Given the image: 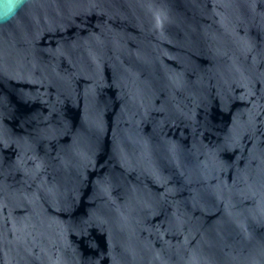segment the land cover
I'll list each match as a JSON object with an SVG mask.
<instances>
[{
  "label": "water",
  "instance_id": "1",
  "mask_svg": "<svg viewBox=\"0 0 264 264\" xmlns=\"http://www.w3.org/2000/svg\"><path fill=\"white\" fill-rule=\"evenodd\" d=\"M0 264H264V0H0Z\"/></svg>",
  "mask_w": 264,
  "mask_h": 264
},
{
  "label": "clouds",
  "instance_id": "2",
  "mask_svg": "<svg viewBox=\"0 0 264 264\" xmlns=\"http://www.w3.org/2000/svg\"><path fill=\"white\" fill-rule=\"evenodd\" d=\"M17 2H18L19 4H22V3H23V0H17Z\"/></svg>",
  "mask_w": 264,
  "mask_h": 264
}]
</instances>
